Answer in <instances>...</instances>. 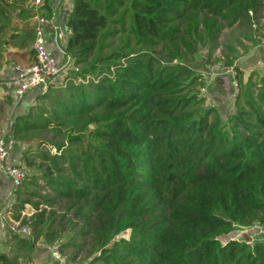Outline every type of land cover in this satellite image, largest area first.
<instances>
[{"label": "trees", "instance_id": "trees-1", "mask_svg": "<svg viewBox=\"0 0 264 264\" xmlns=\"http://www.w3.org/2000/svg\"><path fill=\"white\" fill-rule=\"evenodd\" d=\"M30 2L0 0V69L19 50L35 61V28L13 22L42 17L45 3ZM263 9L264 0H73L68 77L95 78L28 92L8 127L33 172L12 189L9 217L30 235L8 228L0 264H28L40 240L63 235L67 263L264 264V240H219L236 225L264 227V75L243 81L236 64L264 35ZM219 44L237 85L225 119L190 66L200 47L211 56Z\"/></svg>", "mask_w": 264, "mask_h": 264}, {"label": "rangeland", "instance_id": "rangeland-1", "mask_svg": "<svg viewBox=\"0 0 264 264\" xmlns=\"http://www.w3.org/2000/svg\"><path fill=\"white\" fill-rule=\"evenodd\" d=\"M262 12H263V17L259 19V23H260V26H262L260 32H262L263 34L264 33V9ZM40 29L42 32V37L44 38V41L46 42V32L44 29V25H40ZM228 31L229 29H225L223 31V33L220 35V38H219L220 41L228 40V37H229L227 34ZM259 38L260 40L258 41V43H256L254 47L250 48L248 54L244 55V56H247L245 58V61H246V60L251 59L254 54L255 56L257 54L256 60H253L252 62H249V61L245 62L242 65V69L239 67L243 73V77H242L243 81L246 80L247 76L251 72H257L259 76L264 75V35H260ZM256 46H259L257 48L259 50L258 52L255 51ZM222 50H223V47L222 45L219 44L218 48H216L213 51V54L210 56L208 53L207 47H200L199 51L195 54L194 61L190 63V66L193 68V70L197 74H200L205 81V86L200 87V95L206 96L205 103L207 105L211 104L210 99H209L208 90L210 89V86L212 85V83L217 82L218 81L217 78L220 75H222V73H224L225 75L231 74V76H233L235 73L234 69H230L231 71L230 73H228L224 69L225 67L224 62H223V59L220 57ZM48 55L55 61V63L58 66L60 65L58 58L54 54L48 51ZM244 56H241L240 58H243ZM16 63H21L20 65H24L27 63V61L21 62L20 60H18ZM230 80H232L231 77H229V82ZM216 85H219V82H217ZM236 93H237V85H234V80H232V86L229 89L228 94L225 93L226 94L225 96L227 97L226 102H228V105L230 104L232 100H234ZM226 110L228 111V106L226 107ZM228 112L226 114L221 113V116L225 119ZM85 139L87 140L86 137ZM24 149L26 148L20 147V149L18 148L14 149L15 150V152L13 153L14 157L11 160L13 164L24 167V164L22 163V160H21V155H24L25 153ZM24 169L26 171L28 178L33 175V172L31 170L26 169L25 167ZM14 201L15 199L12 193L11 202L7 201L5 205L2 204L0 206V208L3 209L2 213L0 214V224H3V228L2 230H0V242H1L0 250L2 251L7 250V247H5L6 231L8 228L14 227L13 223L15 224V222H12L9 217V209L12 207V204L14 203ZM31 214H33V210L27 207L26 213L24 215L29 217ZM18 228L20 229L22 227H18ZM2 231H3V234L1 235ZM67 240H68L67 236H64V235L61 236L59 240L55 241V243L53 244H48L45 241L40 240L36 246L35 252L30 256V262L28 264H78L77 261L75 263H67V260H65L64 257H62L58 251V247ZM219 240L221 241L222 244H225L232 240H237L241 243H247L251 245L255 241L264 240V232L254 229V227L247 228V227H240L236 225L232 232L226 235H222L221 237H219ZM53 253H58L59 257L61 256L60 259L59 260L55 259V257H53ZM89 262L90 261H86L84 262V264H89Z\"/></svg>", "mask_w": 264, "mask_h": 264}, {"label": "crops", "instance_id": "crops-1", "mask_svg": "<svg viewBox=\"0 0 264 264\" xmlns=\"http://www.w3.org/2000/svg\"><path fill=\"white\" fill-rule=\"evenodd\" d=\"M46 8L42 10V17L48 20L47 23H40L36 19V17L30 19H19L17 16L14 17L13 22L16 26L21 29L27 28H36L37 26L40 28V25H44V29L46 32V48L47 51L54 54L58 61L60 62L59 66H63L69 69V60L64 55V48L66 47L69 31L67 28V18L72 11V2L73 0H43ZM31 4V2H30ZM259 46L255 47V51H257ZM17 49L10 48L9 51H16ZM251 55V53H250ZM243 58H238L236 64L241 67L247 62ZM9 62L3 63L0 69V123L7 125L8 127H12L14 118L18 115H22L26 113L28 106L32 103L34 93L28 94L26 93L18 102L14 100L10 93H8L3 87V82L12 78L15 74L14 67L15 65H20L21 63H16L18 60L21 62L27 61L28 65L33 62V56H29L25 50H19L15 54H12L8 57ZM250 59L249 62H251ZM229 75H225L222 73L217 78V82L219 85H216L217 82L212 83L210 86L209 92V105L215 106L218 108L220 113L226 114L228 111H233V100L228 105L226 102L229 89L231 88V82H229ZM226 93V94H225ZM228 106V111L226 107ZM229 112V113H230ZM15 148L11 150V160L13 159L15 152ZM12 195V187L10 186L9 181L0 174V206L2 204H6L7 201L11 202ZM2 208H0V214L2 213ZM3 224H0V230H2ZM3 234V231L1 235ZM1 243V242H0Z\"/></svg>", "mask_w": 264, "mask_h": 264}, {"label": "built area", "instance_id": "built-area-1", "mask_svg": "<svg viewBox=\"0 0 264 264\" xmlns=\"http://www.w3.org/2000/svg\"><path fill=\"white\" fill-rule=\"evenodd\" d=\"M43 4V0H31V5L35 8ZM40 23H47L45 18L35 15ZM69 31V30H68ZM34 50L35 61L28 65H15L14 76L3 82L5 90L17 102L28 92H36L38 94L46 93L53 87H65L68 80L71 79L74 84L88 82L95 78L92 74H86L78 77H68L69 69L58 66L55 61L48 55L41 29L35 28V38L32 46ZM13 143L8 137V126L0 123V174L3 175L14 189L20 186L22 180L26 177V171L20 166L11 162V150ZM14 227L10 229L20 233L23 236L30 235L28 226L18 228V223H13ZM264 232V227H255ZM53 256L60 259L58 253Z\"/></svg>", "mask_w": 264, "mask_h": 264}]
</instances>
